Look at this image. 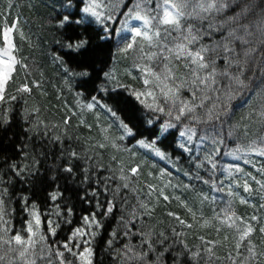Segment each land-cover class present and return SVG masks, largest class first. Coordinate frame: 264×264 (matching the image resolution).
I'll list each match as a JSON object with an SVG mask.
<instances>
[{"label": "snow or ice", "instance_id": "6c2138e0", "mask_svg": "<svg viewBox=\"0 0 264 264\" xmlns=\"http://www.w3.org/2000/svg\"><path fill=\"white\" fill-rule=\"evenodd\" d=\"M50 6L53 14L47 26L59 49L51 61L58 70L60 93L72 95V115L80 117L79 124L100 129L102 137L92 149L127 153L135 163L125 166L117 156L111 157L116 165L107 169L111 174L96 177L95 187L79 197L90 208L83 210L75 226L74 205L57 203L64 197L58 186L49 193L55 211L45 214L46 221L37 204L29 205L23 196L27 218L17 229L11 219L14 209H8L9 188L17 180L35 178L40 163L26 145L19 146L25 162L5 159L0 169V264H94L96 237L112 220L117 227L108 233L106 244L119 264H220L218 247L227 249L223 257L227 264H264V217L237 215L233 208L237 199L240 205L250 202L235 189L242 188L251 197L254 183L264 193V166L255 168L249 159L264 158V0H52ZM16 7L12 2L0 5V108L5 125L11 112L6 105L31 94L33 85L41 87L35 80L16 83L20 70L25 79L30 72L15 38L19 32L25 39L19 15L9 22ZM113 55L132 56L126 75L139 80L141 87L118 74L115 61L109 63ZM133 71L139 75L133 76ZM13 87L14 94L9 92ZM241 98L244 103L253 98L259 103L247 120L234 121ZM38 112L26 108L25 121ZM86 115L94 123H88ZM252 119L258 122L255 133ZM69 123L70 118L64 119L65 130ZM39 127L40 123L33 126ZM241 137L246 143H236ZM53 139L62 143L59 135ZM127 141L134 143L129 146ZM231 144L235 147L225 151ZM87 151L62 149L59 160L64 163L57 169L74 177L79 167L81 183L90 186L94 169H106L96 154L89 156ZM222 155L231 156L233 163L223 166ZM240 161L252 164L262 179L245 173ZM141 176L152 182L138 187ZM169 188L191 193V200L170 197ZM221 193L228 199L218 201ZM171 199L180 201L191 222L169 211L174 223L159 230L150 221L161 200ZM196 203L201 207L194 210ZM218 203L224 206L213 207L206 218L203 206ZM65 225L69 231L59 240ZM209 225H219L215 231L217 236L223 233L222 239L196 235ZM189 234L199 243L190 244ZM116 243H121L119 249Z\"/></svg>", "mask_w": 264, "mask_h": 264}, {"label": "trees", "instance_id": "16d2710c", "mask_svg": "<svg viewBox=\"0 0 264 264\" xmlns=\"http://www.w3.org/2000/svg\"><path fill=\"white\" fill-rule=\"evenodd\" d=\"M9 2L17 4V7L12 10V16L9 18V22H11L17 14L19 15L20 28L25 34V39L22 40L19 32H17L15 37L16 43L22 55L27 58L26 62L30 66V72L27 78L25 79L24 71L20 70L16 77V83L18 84L22 80L24 82L35 80L40 82L41 87L35 88L33 85V91L31 94H22L18 96L17 100L6 105L11 109L10 123L6 125L3 123V109L0 108V169L5 167L3 164L5 159L9 162H25L22 160V153L17 150L18 147L22 145H26V151L40 161L38 174L35 178L28 182L17 180L15 184L9 188L8 195L10 200H8V209L9 211L14 209L11 219L17 229L21 228L23 221L27 218L22 207L21 198L27 196L29 198V205L35 202L38 206L39 212L42 214V220L46 221L48 216L45 214H52L55 211V205L50 200L49 193L57 190L58 186V190L64 193V197L57 203L61 206L65 203L74 205L75 217L73 218L72 226H75L80 222V216L83 214V210L90 208V205L82 202L79 197L84 195L86 188L91 191V188L95 187L96 177L103 179L111 174L107 169L116 167L112 162L111 157L113 155L117 156L119 160L123 161L125 166L132 165L135 161L131 159L127 153H117L112 149H106L102 152L100 150L92 149L91 146L102 137L100 129L94 126L89 130L85 125L79 124L80 117L72 115V111H75V108H73L74 101L72 95L66 90L63 94L60 93L59 89L61 83L58 70L51 61L52 53L59 49L54 43V31L47 26V18L49 15L53 14V9L50 6L52 0H0V5ZM113 2H115V0H113ZM226 14L231 15L232 13L231 11H228ZM0 23H2V21H0ZM206 26L207 25L205 24V27ZM218 38L219 37H217V39ZM204 43H209V41L205 40ZM111 51L113 54L116 52L115 38L113 40ZM113 60L115 61V68L117 69L118 74L125 80V82L132 83L134 87H141L139 80L132 81L131 77L126 75V73L131 71V55L127 58L113 55L109 60V63L111 64ZM219 63L222 66L223 61H219ZM132 75L138 76L139 74L133 71ZM9 92L14 94V87L9 88ZM243 99L244 98H241L237 101V103L242 104V106L235 109V114L233 116L234 121L241 120L242 118L247 120L250 117V114L256 111V106L259 103L256 98H253L248 103H244ZM25 101H27V104H25ZM26 108L30 113L33 108L39 109L38 113H34L27 117L28 122L25 121L24 115ZM67 118H70V123L65 130L63 121ZM85 119L88 123H94V119L91 115H86ZM36 123H40L38 129L33 128ZM44 125H47V129H45ZM53 125H59V127L53 130ZM250 127L251 131L255 133L258 130V122L255 119H252ZM25 129L33 130L26 132ZM45 131H47V135L43 134ZM56 135L61 137L62 143H58L53 139ZM126 143L130 146L134 141H127ZM236 143L243 144L246 143V141L241 137ZM232 147H235V144L229 145V148L225 149V151ZM68 148H73L78 152L87 149V154L89 156L96 154L99 162L105 166L106 170L98 171L94 169L93 180L91 181L90 186L81 183L82 177L79 174V167L76 169L74 177H70L68 174L59 171L57 165H62L64 163V161L59 160L61 150H67ZM176 155H179V152H177ZM249 159L255 164V168L264 166V158H261L258 155H252ZM231 163H233V158L231 156L222 155L221 164L223 166H227ZM239 163L240 166L243 167L245 173H251L256 176V179L258 180L262 179V176L257 174L252 164H244L243 161H240ZM163 166V164L158 165V167ZM180 167L183 168V165H180ZM53 176L56 177L55 180L52 179ZM180 179L184 183H187L186 180H183V177H180ZM148 182L152 181L148 180L145 176H141L140 183L137 186L140 187L142 184ZM173 183L175 184L176 180H173ZM252 187L256 189V191L252 193L251 197H249L248 194H245L242 188L235 189V191L239 192L240 196L249 198L250 202L249 205H240L237 199L233 202V208L237 215L248 217L256 214L264 217V209L260 208V205L264 204V193L259 192L258 186L254 183L252 184ZM144 191L147 190L144 189ZM204 191H207V188H205ZM226 191L227 189L225 188V192ZM166 194L170 197L179 196L181 201L191 200L192 197L191 193L173 191L171 188L167 190ZM221 198L225 200L228 199L224 193L217 196L218 201ZM100 199L103 201L104 196L101 195ZM129 200H132L131 194H129ZM252 205H255L256 207L253 208ZM223 206V204L219 203L216 205H204L203 211L205 217L207 218L212 215L211 209L213 207ZM200 207L201 206L196 203L194 210L199 209ZM169 211H173L177 213V215L186 218L191 222V217L188 215L186 209L182 207L180 201L171 199L168 203L161 200L154 213L155 219L150 221V223L153 225H159V230H164L169 224L174 223V221L167 216V212ZM119 215L120 213L117 212L116 216L118 217ZM53 218L55 217L53 216ZM200 223L202 224L203 221ZM218 226L219 225H209L206 228H200L197 230L196 235H205L206 239L210 240L222 239L223 233L221 236H217L215 231V228ZM116 227V221L112 220L110 223L106 224L105 229L96 237L94 242V264H119V261L114 259L115 253L113 250L109 249L106 244V241L109 238L108 233ZM68 231L69 226L65 225L63 231L58 233L57 239L63 240ZM188 239L190 244L199 243L192 234H189ZM254 239L259 241L260 235L256 234ZM122 242L126 243L127 241ZM132 242L136 243L137 240H133ZM114 247L119 249L121 243H116ZM226 251L227 249L223 247H218L216 249V254L221 257L220 264H227V261L223 260Z\"/></svg>", "mask_w": 264, "mask_h": 264}, {"label": "rangeland", "instance_id": "374dc122", "mask_svg": "<svg viewBox=\"0 0 264 264\" xmlns=\"http://www.w3.org/2000/svg\"><path fill=\"white\" fill-rule=\"evenodd\" d=\"M122 58H124V57H122Z\"/></svg>", "mask_w": 264, "mask_h": 264}]
</instances>
